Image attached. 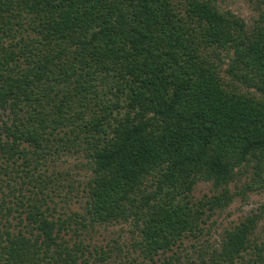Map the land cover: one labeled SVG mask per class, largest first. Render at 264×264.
I'll return each mask as SVG.
<instances>
[{
  "label": "trees",
  "instance_id": "obj_1",
  "mask_svg": "<svg viewBox=\"0 0 264 264\" xmlns=\"http://www.w3.org/2000/svg\"><path fill=\"white\" fill-rule=\"evenodd\" d=\"M246 1L251 21L218 0H0V264H264L261 214L205 237L241 170L264 190V0ZM65 155L90 174L61 196ZM200 181L218 192L194 199ZM109 225L129 235L96 245Z\"/></svg>",
  "mask_w": 264,
  "mask_h": 264
},
{
  "label": "rangeland",
  "instance_id": "obj_2",
  "mask_svg": "<svg viewBox=\"0 0 264 264\" xmlns=\"http://www.w3.org/2000/svg\"><path fill=\"white\" fill-rule=\"evenodd\" d=\"M218 4L222 9H229L247 21H251L257 15V11L246 0H218ZM226 68V64L221 67V76L224 81L228 84L236 83L235 81L232 82L230 75L226 73ZM238 88L246 91L241 85H238ZM83 162L81 157L69 155H65L57 161L55 168L60 171V176H58V180L54 179L53 182L59 186L58 190L61 196L65 195L69 188L75 189L79 182L84 183L87 179L90 172ZM251 175L252 169L241 170L237 179L229 184L232 201L224 209L217 210L205 225V229H209L208 234L206 233L205 236L209 242L214 244L225 229H229L246 216L254 213L261 214L257 229L260 235L264 236V190L244 191L247 183L251 182ZM217 192L210 182L200 181L195 185L192 196L194 199H201ZM74 193H77V189L73 190V193L69 194V196L72 198ZM79 195L77 193L76 197L78 199L80 198ZM57 200L59 201L61 198ZM81 202L82 200L72 199V201L68 202V207L70 210H79ZM59 205L61 204L59 203ZM126 228V226L121 227L120 225L99 227L93 237V242L99 246L107 241L111 243L114 239H124L129 235Z\"/></svg>",
  "mask_w": 264,
  "mask_h": 264
}]
</instances>
